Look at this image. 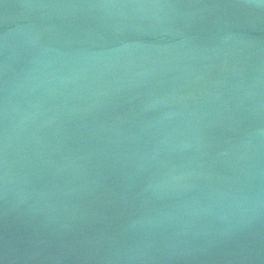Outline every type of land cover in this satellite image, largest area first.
I'll use <instances>...</instances> for the list:
<instances>
[{
  "label": "water",
  "instance_id": "1",
  "mask_svg": "<svg viewBox=\"0 0 264 264\" xmlns=\"http://www.w3.org/2000/svg\"><path fill=\"white\" fill-rule=\"evenodd\" d=\"M0 264H264V0H0Z\"/></svg>",
  "mask_w": 264,
  "mask_h": 264
}]
</instances>
